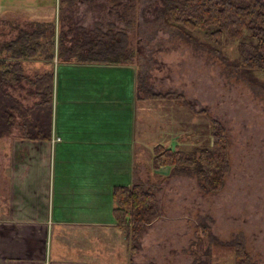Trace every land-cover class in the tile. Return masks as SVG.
I'll use <instances>...</instances> for the list:
<instances>
[{
    "label": "rangeland",
    "instance_id": "rangeland-1",
    "mask_svg": "<svg viewBox=\"0 0 264 264\" xmlns=\"http://www.w3.org/2000/svg\"><path fill=\"white\" fill-rule=\"evenodd\" d=\"M36 2L49 8L36 9ZM259 2L264 5V0ZM164 3L0 0L5 6L0 7V13L10 14L20 5L17 11H25L27 17L45 13L53 20L57 18L54 36L39 42L36 58L20 61L28 79L41 77L60 63L59 36L66 35L62 42L68 50L73 39L69 30L82 27L88 31L95 24L105 30L107 24L116 23L127 33L134 58L125 66L134 69L137 82L139 144L133 183L138 180L146 189H153L157 209V216L134 243L126 238L130 253L140 249L138 259L144 252L151 253L149 241L156 238L151 243L153 254L161 260L167 258L168 250L166 264H238V245L251 263L264 264V72H248L241 67L240 43L211 40L208 34L214 28L193 31L187 38L168 26L163 18ZM115 12L123 16V22L117 20ZM27 17H1L0 42L10 43L20 32H32L40 22L31 23ZM49 43L52 46L46 45ZM29 89V84L22 83L12 91L26 108L37 101ZM148 94H169L182 100L153 101L146 98ZM212 122L223 125L228 138L229 173L220 191L205 192L192 167L153 168L157 147L185 156L211 148ZM9 135L20 137V131L15 127ZM6 139L11 138H0V206L7 183L3 177L7 156L1 145ZM125 236L130 237L129 231L125 230ZM155 245H163V250Z\"/></svg>",
    "mask_w": 264,
    "mask_h": 264
},
{
    "label": "crops",
    "instance_id": "crops-1",
    "mask_svg": "<svg viewBox=\"0 0 264 264\" xmlns=\"http://www.w3.org/2000/svg\"><path fill=\"white\" fill-rule=\"evenodd\" d=\"M19 6L0 18H26ZM37 8L49 7L36 2ZM46 15L27 18L57 24ZM133 70L54 64L50 139L8 135V142L1 141L7 183L0 206V264H166L168 250L161 260L153 254L156 238L149 241L151 253L140 259V249L130 253L113 213V189L133 184L139 144Z\"/></svg>",
    "mask_w": 264,
    "mask_h": 264
},
{
    "label": "trees",
    "instance_id": "trees-1",
    "mask_svg": "<svg viewBox=\"0 0 264 264\" xmlns=\"http://www.w3.org/2000/svg\"><path fill=\"white\" fill-rule=\"evenodd\" d=\"M164 4L163 18L168 26L177 28L187 38L193 31L204 32L214 28L208 34L211 40L219 43L226 39L240 43L238 64L241 67L248 72H264V5L259 0H165ZM115 14L117 20L123 22V16ZM54 26V23H39L32 32H20L10 43L0 42V138L17 127L22 139H50L53 73L49 71L41 77L28 79L20 61L36 58L39 42L54 36ZM101 27V24H95L88 31L82 27L69 30L73 39L68 50L64 49L62 42L66 35H60L57 56L60 63L111 66L130 63L134 53L129 51V37L124 29H118L116 23L107 24L105 30ZM46 45L52 46V43ZM22 83L29 84L28 93L37 98L28 108L12 94ZM146 98L153 101L182 100L169 94H148ZM211 137V148H202L191 156L155 148L153 168L159 170L169 166L185 170L192 167L205 192L220 191L229 173V162L227 133L219 122H212ZM112 197L115 222L124 231H129L130 237L127 238L134 243L143 228L157 216L155 193L135 180L130 187L114 188ZM235 256L238 264H253L240 245Z\"/></svg>",
    "mask_w": 264,
    "mask_h": 264
}]
</instances>
